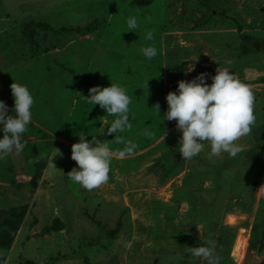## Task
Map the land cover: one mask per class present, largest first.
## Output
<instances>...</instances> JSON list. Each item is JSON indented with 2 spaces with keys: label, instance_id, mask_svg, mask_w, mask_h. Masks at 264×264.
Listing matches in <instances>:
<instances>
[{
  "label": "rangeland",
  "instance_id": "obj_1",
  "mask_svg": "<svg viewBox=\"0 0 264 264\" xmlns=\"http://www.w3.org/2000/svg\"><path fill=\"white\" fill-rule=\"evenodd\" d=\"M146 46L157 56L145 58ZM219 66L251 85L255 125L234 158H209L206 144L180 159L166 96L201 73L211 84ZM14 81L34 105L26 147L0 160V264H207L186 248L208 240L220 264H264V0H0L9 115ZM111 83L132 101L121 143L107 134L116 117L84 98ZM80 134L114 153L128 140L137 147L114 156L108 183L87 191L67 176ZM54 155L58 170L47 167Z\"/></svg>",
  "mask_w": 264,
  "mask_h": 264
},
{
  "label": "clouds",
  "instance_id": "obj_2",
  "mask_svg": "<svg viewBox=\"0 0 264 264\" xmlns=\"http://www.w3.org/2000/svg\"><path fill=\"white\" fill-rule=\"evenodd\" d=\"M138 27L136 17H129V31L136 32ZM152 38L149 33L147 39ZM141 52L149 60L158 54L154 46L143 47ZM193 70L194 65H190L188 71ZM207 75L201 73L191 81H179L178 90L169 92L166 96L168 110L164 119L175 120L177 129L182 133L178 152L183 160H192L198 156L204 151L206 144L210 146L209 158L220 157L224 153L234 158L242 150L238 141L250 135L255 125V96L251 85L231 73L228 68L220 66L211 77V84L206 82ZM10 88L15 115H9L7 106L0 101V131L3 132L0 138V160L23 151L26 143L22 142L21 137L28 131L32 120L34 98L28 87L14 81ZM84 98L90 104L99 105L108 115L116 117L107 127V134L114 135L117 143L124 142L123 137L118 134L132 128L128 115L132 101L126 89L115 83L103 88L92 87L89 89V96ZM159 107V104L155 106L157 111ZM136 147L134 142L128 140L122 150L114 153L107 143L98 141L96 136L88 141L85 134H80L79 142L71 146V159L78 168H73L67 176L87 191L99 189L109 181L114 156L123 158L133 155ZM57 153L62 155L59 149ZM57 155L48 160L47 167L51 170H58L53 163V158ZM205 244L206 246L187 247L186 253L196 260L206 261L207 264H220L221 257L216 254L215 243L208 240ZM124 246L128 249L132 247L130 242H125Z\"/></svg>",
  "mask_w": 264,
  "mask_h": 264
},
{
  "label": "bare ground",
  "instance_id": "obj_3",
  "mask_svg": "<svg viewBox=\"0 0 264 264\" xmlns=\"http://www.w3.org/2000/svg\"><path fill=\"white\" fill-rule=\"evenodd\" d=\"M246 250H247V241L245 240V241L240 242L239 248H238L239 254L242 258H244Z\"/></svg>",
  "mask_w": 264,
  "mask_h": 264
},
{
  "label": "water",
  "instance_id": "obj_4",
  "mask_svg": "<svg viewBox=\"0 0 264 264\" xmlns=\"http://www.w3.org/2000/svg\"><path fill=\"white\" fill-rule=\"evenodd\" d=\"M263 139H264V135H263ZM179 158L181 159V158H182V156L180 155V156H179Z\"/></svg>",
  "mask_w": 264,
  "mask_h": 264
},
{
  "label": "trees",
  "instance_id": "obj_5",
  "mask_svg": "<svg viewBox=\"0 0 264 264\" xmlns=\"http://www.w3.org/2000/svg\"><path fill=\"white\" fill-rule=\"evenodd\" d=\"M191 80H193V79H189L188 81H191ZM178 87V86H177ZM5 247H7V246H5Z\"/></svg>",
  "mask_w": 264,
  "mask_h": 264
},
{
  "label": "crops",
  "instance_id": "obj_6",
  "mask_svg": "<svg viewBox=\"0 0 264 264\" xmlns=\"http://www.w3.org/2000/svg\"><path fill=\"white\" fill-rule=\"evenodd\" d=\"M168 223H170V221Z\"/></svg>",
  "mask_w": 264,
  "mask_h": 264
}]
</instances>
